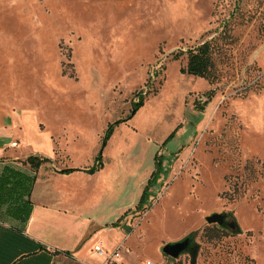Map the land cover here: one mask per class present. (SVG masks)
Returning a JSON list of instances; mask_svg holds the SVG:
<instances>
[{"label": "rangeland", "instance_id": "1", "mask_svg": "<svg viewBox=\"0 0 264 264\" xmlns=\"http://www.w3.org/2000/svg\"><path fill=\"white\" fill-rule=\"evenodd\" d=\"M213 38L212 79L183 73ZM32 133L60 145L57 171L102 153L64 186L92 221L121 219L105 239L128 264H264V0H0V138L26 155Z\"/></svg>", "mask_w": 264, "mask_h": 264}, {"label": "crops", "instance_id": "2", "mask_svg": "<svg viewBox=\"0 0 264 264\" xmlns=\"http://www.w3.org/2000/svg\"><path fill=\"white\" fill-rule=\"evenodd\" d=\"M6 139L0 138V185L10 172L34 178V184L28 198V214L17 209L9 212V204L0 199V264H102L104 259L94 248L102 243L107 252H112L121 245L109 247L105 239L107 228H118L119 224H115L119 219L111 224L92 221L86 209L74 203V197L78 196L76 189L100 176L105 165L95 174L85 171L61 174L58 171L72 168L64 166L57 171L49 165L53 162L34 171L26 163L27 158L34 155L53 160L60 145L46 134L32 133L26 138L31 149L26 155H16L9 152L13 142L6 145ZM92 166L74 168L87 170ZM67 183L78 185L72 190L64 186ZM123 260L128 264L125 253Z\"/></svg>", "mask_w": 264, "mask_h": 264}, {"label": "trees", "instance_id": "3", "mask_svg": "<svg viewBox=\"0 0 264 264\" xmlns=\"http://www.w3.org/2000/svg\"><path fill=\"white\" fill-rule=\"evenodd\" d=\"M215 42L216 38H213L210 41H207L193 49H190L187 51L188 56V64L186 68L182 69L183 73H188L190 75L204 78L206 80L212 79V72L214 68V53H215ZM214 91H209L204 94V98H206L207 101H209L213 96ZM144 104V98H140L138 105L134 108V113L137 111L138 107L142 106ZM204 104H207L205 102ZM133 113V114H134ZM126 121V120H124ZM120 122L115 123L114 125H111L109 128V131L107 132L104 141H103V147L106 144V141L108 140L109 136L111 135V131L113 130L114 126L116 124H119ZM103 149V148H102ZM53 160L49 157H39V156H30L27 158L26 163H28L31 168L34 171H38V169L43 165L47 163H52ZM104 164L102 162V153L99 154V156L95 159V164L90 169L87 170H81V169H65L58 171L61 174H70L72 172L77 171H85L88 174H95L96 172L103 169ZM160 169L157 173H160ZM156 176V174H155ZM34 184V178H30L24 174L16 173V172H10L7 174V176L2 178V183L0 185V199L5 200V204H9V212L12 210H18L20 212L28 214V210L30 207V201L29 196L30 192L32 190ZM148 197L147 190L144 192L140 203L137 207L138 210H142L143 206L145 205ZM17 204H20L18 206ZM21 207V208H20ZM125 216V215H124ZM121 219L115 224L118 225Z\"/></svg>", "mask_w": 264, "mask_h": 264}, {"label": "water", "instance_id": "4", "mask_svg": "<svg viewBox=\"0 0 264 264\" xmlns=\"http://www.w3.org/2000/svg\"><path fill=\"white\" fill-rule=\"evenodd\" d=\"M231 217L232 221H230L227 225V228H229L232 231H236L237 233H241L242 229L235 218V216L232 213H214L206 218V221L209 225L218 224L221 227L225 226V220L226 218ZM192 238L187 237L183 241H179L176 243H169L163 248V253L172 258L177 259L179 258L183 253L189 251L192 249Z\"/></svg>", "mask_w": 264, "mask_h": 264}, {"label": "built area", "instance_id": "5", "mask_svg": "<svg viewBox=\"0 0 264 264\" xmlns=\"http://www.w3.org/2000/svg\"><path fill=\"white\" fill-rule=\"evenodd\" d=\"M19 146L18 142H13L11 147L17 148ZM95 253L98 254L101 258L104 259L102 264H125L123 260V252H122V245H120L116 250L112 252H107L104 248L102 243H99L94 248ZM143 264H155L153 261L148 260Z\"/></svg>", "mask_w": 264, "mask_h": 264}, {"label": "flooded vegetation", "instance_id": "6", "mask_svg": "<svg viewBox=\"0 0 264 264\" xmlns=\"http://www.w3.org/2000/svg\"><path fill=\"white\" fill-rule=\"evenodd\" d=\"M230 221H232V218H231V217L226 218V220H225V226H224L223 228H225V229H229V228H227V225H228V223H229ZM231 231H232V230H231ZM191 247H192V245H191Z\"/></svg>", "mask_w": 264, "mask_h": 264}]
</instances>
